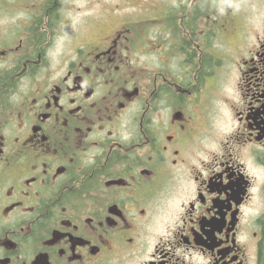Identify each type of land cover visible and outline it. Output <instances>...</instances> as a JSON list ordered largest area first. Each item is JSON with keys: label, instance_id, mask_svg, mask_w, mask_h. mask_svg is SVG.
Segmentation results:
<instances>
[{"label": "flooded vegetation", "instance_id": "af4514ba", "mask_svg": "<svg viewBox=\"0 0 264 264\" xmlns=\"http://www.w3.org/2000/svg\"><path fill=\"white\" fill-rule=\"evenodd\" d=\"M107 1L0 0V264H264L255 0Z\"/></svg>", "mask_w": 264, "mask_h": 264}, {"label": "rangeland", "instance_id": "374dc122", "mask_svg": "<svg viewBox=\"0 0 264 264\" xmlns=\"http://www.w3.org/2000/svg\"><path fill=\"white\" fill-rule=\"evenodd\" d=\"M86 1L87 0H65V2H71V3L74 4V8H73L74 10L70 13V16H69L72 19L74 24L77 23L78 18H80L82 13L84 12V10H85L84 9V3H86ZM90 1L94 2L96 0H90ZM106 2H108V1L107 0H102L101 3L105 4ZM112 2H114V1L112 0ZM115 2H117V1H115ZM115 2L112 3L111 7L115 6ZM260 3H261V0H255L254 4L250 5V7H251L250 8V13H249V15L247 16V19H246V22L248 24H251L250 27H253V28H256V27L260 28L261 27V24H260L261 23V19L264 18V6L262 4H260ZM79 6H81L82 8L77 10V7H79ZM235 47L236 46H233V49H235ZM229 51H230V55H231L230 58H232V60L236 59L234 57V55L238 56V52L234 53L231 48H229ZM208 62H209V65H211V60H209ZM230 62L231 61L228 62L229 63L228 66H230ZM231 69L232 70H229L228 74L226 75V77H227L226 81L227 82L225 81V83H223L222 80L218 78V84L216 86L217 89L220 88V85L226 86L227 89H226L225 92L227 93V90H228L230 92V95H231V88L233 87V85H235L234 84L235 81L231 82V79H233L235 76L237 77V72L234 70L233 67ZM222 72L224 74L226 72V69L225 70L223 69ZM236 80H237V78H236ZM225 92H224V94H225Z\"/></svg>", "mask_w": 264, "mask_h": 264}]
</instances>
